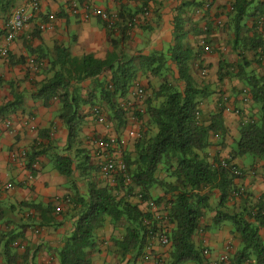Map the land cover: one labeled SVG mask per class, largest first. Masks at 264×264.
<instances>
[{"label": "crops", "instance_id": "crops-1", "mask_svg": "<svg viewBox=\"0 0 264 264\" xmlns=\"http://www.w3.org/2000/svg\"><path fill=\"white\" fill-rule=\"evenodd\" d=\"M78 7L89 4L119 17V27L132 21L127 37L122 39L119 32L110 31L96 17L82 19V12L73 13L68 0H42L41 15L33 13L29 0H0V36L6 18L15 9H23L29 16L24 30L9 46L7 58L0 57V108L16 102L0 117V264H59L57 253L63 247L77 219L72 204L74 191L86 198L87 183L92 181L100 188L115 187L114 177L106 176L97 180L101 166L110 158L123 159L132 152V140L127 137L131 127L127 124L116 129L115 121L103 110V103L95 98L90 104L82 105L78 111L77 136L71 137L64 121L60 118V103L55 100L45 107L42 100L35 98L38 85L51 76L49 63L57 58L56 49L66 48L72 58L91 55L104 60L113 51L112 40L120 41L117 52L121 51L131 61L136 71V80L146 92L147 99L167 83L170 87L182 89L178 73L171 59L175 47V20H181L183 47L192 50L189 62L190 74L195 85L204 89V98L199 105L200 116L209 124L211 116L221 113L224 133L210 138L205 151L209 164L229 160L241 172L236 186L250 199H262L264 203V161L250 156L233 157L235 140L243 123L257 120L259 107L248 95V89L238 78L223 70L226 65L234 66L243 57L233 49V36L228 27V15L234 0H75ZM208 5V7H206ZM253 12V7L250 8ZM55 17L53 29L40 31L39 24L46 16ZM262 18V17H260ZM134 20V22H133ZM258 16L244 22V36L247 42L254 36L264 42V15L262 23ZM255 25H258L256 28ZM112 33L113 36H109ZM247 48V47H246ZM241 55L238 57V54ZM254 51L248 48L244 57L249 61L247 74L264 78V65L254 61ZM163 56L159 76H152L150 70L143 71L142 63ZM41 63L36 70L30 61ZM157 65L153 64L152 69ZM110 72L102 73L98 80H108ZM133 83V84H134ZM95 81L86 80L72 84L69 91L81 100L94 94ZM126 99L133 102L127 95ZM120 101V100H119ZM122 102V101H120ZM134 104V102H133ZM100 107L105 123H98L90 109ZM144 120L147 126L148 118ZM9 125V127H7ZM156 132L146 127V135ZM116 136L123 142L119 152L104 151L96 141ZM32 151L40 154L34 158L31 169L21 154ZM68 156L73 162L71 178L61 175L54 166L56 157ZM86 162V163H84ZM78 167V169H77ZM89 169V176L83 171ZM30 170H33L32 172ZM159 179L170 181L160 174ZM7 185L12 188L7 189ZM151 199L163 196L155 186L150 191ZM136 193V192H135ZM123 195V193L121 194ZM219 192L212 190L210 210L204 212L200 230L192 237L196 248L206 250L204 264H220V257L230 248L229 256L240 249L241 240L230 223L214 225ZM137 204L135 197H130ZM238 199L229 205L238 207ZM51 211L48 213L47 210ZM140 209H146L142 204ZM159 225V224H158ZM160 232L168 227L163 222ZM125 235L124 223L112 225L106 218L94 233V248L89 249L91 264H158L167 263L170 245L162 246L155 239L144 250V255L134 253L120 257L115 241ZM161 235V234H160ZM264 238V230L260 231ZM14 236L10 252L4 244ZM15 256L16 261H13ZM193 264V263H185Z\"/></svg>", "mask_w": 264, "mask_h": 264}, {"label": "trees", "instance_id": "trees-1", "mask_svg": "<svg viewBox=\"0 0 264 264\" xmlns=\"http://www.w3.org/2000/svg\"><path fill=\"white\" fill-rule=\"evenodd\" d=\"M251 7L253 12L250 11ZM231 9L228 27L233 36V49H238L243 57L237 53L238 64H228L223 70L244 84L250 99L259 107L257 120L243 123L239 127L233 157L250 156L264 161V78L245 72L249 61L244 57L248 48L255 53L254 61L264 65V42L256 36L247 42L243 33L247 18H263L264 0H234ZM257 23L259 25L262 21ZM131 26V20L122 27L118 25L117 32L122 39L127 37ZM181 29V20H175L176 39L171 59L176 66L182 89L164 83L146 99L147 126L155 128L156 132L148 137L145 132L141 140L134 142V150L123 158L128 180L117 174L114 176L115 187L107 188H100L88 181L86 198L74 191L71 202L77 219L73 231L57 253L59 264H91L87 251L94 248V233L106 218H109L112 225H125L124 237L115 241L120 257L134 253L144 255L150 243L162 235L159 225L164 222L168 230L163 235L170 245L166 264H204L203 250L194 246L192 237L200 230L204 212L210 210L212 190L219 192L213 224L230 223L241 240L240 249L223 264H264V238L260 235V231L264 230V203L262 199L253 201L236 186L235 180L241 175L233 174L232 167L235 166L231 161L223 160L227 165L223 167L222 161L216 160L209 164L206 160L205 151L210 145L211 136L224 133L222 115H212L209 124H205L199 115V105L205 96L204 89L195 85L190 74L189 62L193 53L189 47L182 46L179 40ZM109 36L113 34L109 33ZM118 45L120 41L112 40L113 51L104 60L95 59L91 55L72 58L66 48L56 49L57 58L49 63L48 72L51 76L38 85L35 98L42 100L45 107L51 106L55 100L59 101V116L71 137L77 136L80 107L90 104L95 98L104 104L100 107L115 121L116 129L126 126L127 109L120 101L126 100L136 80V71L132 61L121 51L117 52ZM153 64L157 65L155 69H152ZM164 64L165 59L160 56L142 63L141 69L150 70L152 76H159ZM105 71L110 72V78L99 81L98 77ZM86 80L95 81L94 94L92 98L90 94L88 99L81 100L70 93L69 89L72 84ZM15 105L16 102L1 107L0 117ZM39 154L35 151L26 154L30 169ZM73 165V160L68 156H57L54 161L56 170L69 178L73 173ZM83 173L89 176L91 171L85 169ZM160 174L170 181L160 180ZM155 186L163 191V196L153 200L149 191ZM130 197H135L138 203H132ZM235 198L239 201L238 207L229 206ZM148 200L155 203L159 216L148 208ZM142 204L146 209H140ZM50 211L47 210L48 213ZM14 240L12 236L4 244L7 253ZM13 261H16L15 256Z\"/></svg>", "mask_w": 264, "mask_h": 264}, {"label": "built area", "instance_id": "built-area-1", "mask_svg": "<svg viewBox=\"0 0 264 264\" xmlns=\"http://www.w3.org/2000/svg\"><path fill=\"white\" fill-rule=\"evenodd\" d=\"M41 1L42 0H29V5L31 6L34 15L37 17L41 15ZM70 3L71 11L73 13L82 12V19L84 21H88L92 17L98 18L104 25L106 29L110 31H116L118 28L119 17L115 13L106 12L97 7H94L89 4H84L82 7H78V4L75 0H68ZM208 7V5H206ZM29 20V16L25 13L23 9H15L11 12V14L6 18L2 35L0 36V57L7 58L9 54V46L12 42L17 38V36L24 30L27 22ZM262 21V18H260ZM55 17L52 14L46 16L45 20L39 24L40 31H46L53 29ZM134 22V20H133ZM32 67L36 70L41 67V63L35 62L34 60L30 61ZM128 96L133 99V102L126 99L122 101L124 108L127 109V115L129 117V122L131 127L127 130V137L130 141V148L132 151L134 150V142L139 141L143 138L144 133L146 132V123L144 120L145 113V101L147 99L145 90L137 83H134L129 89ZM90 114L94 116L98 123L104 124L105 118L101 109L98 107H93L90 109ZM9 127V125H7ZM96 146L104 151L109 152H119L123 148V142L119 141L116 136H108L106 138H101L96 141ZM26 153L23 152L21 154L22 157H25ZM221 166L227 167L224 161L221 162ZM126 165L123 162V159H108L100 168L99 174L97 175V180H101L103 177L110 176L114 177L117 174H121L126 177ZM232 172L236 176H240V171L232 167ZM128 180V179H127ZM7 189L12 188L11 185H7ZM146 205L151 210V212L157 216H159V210L155 203L151 200L146 202ZM156 240L162 246H168L169 241L166 236L159 235ZM203 254H207L205 250ZM230 248L228 247L225 253L220 257V264L225 263L229 259ZM158 264H165L164 262Z\"/></svg>", "mask_w": 264, "mask_h": 264}]
</instances>
